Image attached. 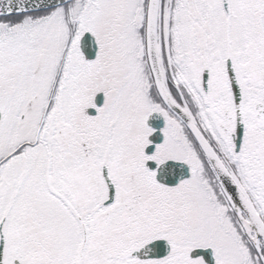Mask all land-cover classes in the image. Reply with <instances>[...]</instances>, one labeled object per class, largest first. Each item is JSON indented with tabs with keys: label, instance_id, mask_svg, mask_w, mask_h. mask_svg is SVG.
Returning a JSON list of instances; mask_svg holds the SVG:
<instances>
[{
	"label": "snow or ice",
	"instance_id": "snow-or-ice-1",
	"mask_svg": "<svg viewBox=\"0 0 264 264\" xmlns=\"http://www.w3.org/2000/svg\"><path fill=\"white\" fill-rule=\"evenodd\" d=\"M0 264H264V0H0Z\"/></svg>",
	"mask_w": 264,
	"mask_h": 264
}]
</instances>
